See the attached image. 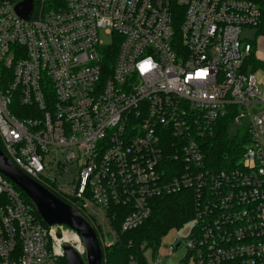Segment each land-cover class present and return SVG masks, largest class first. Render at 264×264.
Masks as SVG:
<instances>
[{
	"label": "built area",
	"instance_id": "2783aa9c",
	"mask_svg": "<svg viewBox=\"0 0 264 264\" xmlns=\"http://www.w3.org/2000/svg\"><path fill=\"white\" fill-rule=\"evenodd\" d=\"M39 0L29 20L0 0V149L93 226L104 256L139 227L152 198L194 192L174 264H264V87L250 0ZM34 4V3H33ZM248 118L239 164L214 172L203 144L220 118ZM166 162L182 170L169 174ZM0 174V264L81 257L76 233L48 226ZM60 234V238L57 235ZM160 246V244H159ZM152 249L153 254L159 248ZM148 250V249H147ZM146 250V251H147ZM145 251V252H146ZM128 264H139L130 258ZM163 264L153 258L150 263Z\"/></svg>",
	"mask_w": 264,
	"mask_h": 264
},
{
	"label": "trees",
	"instance_id": "16d2710c",
	"mask_svg": "<svg viewBox=\"0 0 264 264\" xmlns=\"http://www.w3.org/2000/svg\"><path fill=\"white\" fill-rule=\"evenodd\" d=\"M22 1V0H17ZM254 2L260 11V21L257 25V35L264 36V0H250ZM39 0H33L36 10ZM65 5V0H49L46 9H58ZM234 124L231 115H227L218 120L215 132L203 144V154L205 166L214 172L230 170L236 167L244 153L248 143L247 130L244 129L236 137L228 136V127ZM166 171L168 179L169 174L181 171L183 168L179 164L166 162ZM25 196V194H23ZM25 198L29 200L26 196ZM194 192L189 189H182L173 194H163L152 198V212L150 217L145 220L136 229L121 232L120 226L125 218L124 208L119 206L111 207V210L120 212L117 216L115 226L117 229V242L105 251L102 264H128L130 258L136 260L139 264L145 263V251L147 249H156L162 237L173 229H180L193 217L194 211ZM62 264H66L62 259Z\"/></svg>",
	"mask_w": 264,
	"mask_h": 264
},
{
	"label": "water",
	"instance_id": "95a60500",
	"mask_svg": "<svg viewBox=\"0 0 264 264\" xmlns=\"http://www.w3.org/2000/svg\"><path fill=\"white\" fill-rule=\"evenodd\" d=\"M15 11L20 18L29 20L33 11V0H22L15 6ZM0 174L26 195L45 224L67 227L79 237L85 256L81 257L69 244H63L61 249L66 264H102L104 253L91 223L76 208L57 198L20 171L1 149ZM60 237L58 234L57 238Z\"/></svg>",
	"mask_w": 264,
	"mask_h": 264
},
{
	"label": "rangeland",
	"instance_id": "374dc122",
	"mask_svg": "<svg viewBox=\"0 0 264 264\" xmlns=\"http://www.w3.org/2000/svg\"><path fill=\"white\" fill-rule=\"evenodd\" d=\"M243 37H246L247 39L253 41L256 40V50H255V58L259 60L260 62L264 63V36H258L257 32L255 30H248L245 31L242 35ZM257 81L259 85L264 86V68H258V70L255 72ZM261 90H264V87H261ZM249 122L248 118L242 119L240 122L231 124L228 127L227 133L230 138L236 137L240 132H242L247 124ZM191 224H187L184 227L180 229H173L169 230L161 239L159 248L155 251V254H153L152 249H148L145 252L146 259L153 263V258L159 259L163 262V264H174L176 263L180 258V254H176L173 258H165V254L168 251V248L173 244L175 240L178 241V239L186 238V236L189 233ZM62 263V261H61Z\"/></svg>",
	"mask_w": 264,
	"mask_h": 264
}]
</instances>
